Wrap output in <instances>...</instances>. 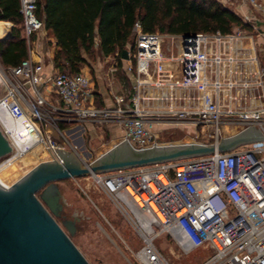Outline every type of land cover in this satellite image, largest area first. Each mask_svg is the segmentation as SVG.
Instances as JSON below:
<instances>
[{"label": "built area", "instance_id": "2783aa9c", "mask_svg": "<svg viewBox=\"0 0 264 264\" xmlns=\"http://www.w3.org/2000/svg\"><path fill=\"white\" fill-rule=\"evenodd\" d=\"M36 2L19 0L27 55L7 68L17 84L0 103L10 100V118L37 127L50 160L59 161L55 149L66 146L77 154L60 123L117 124L122 139L135 149L160 145L153 131L157 127H184L191 130L187 136L192 141L204 145L224 138L226 126L257 127L264 136V70L252 36L240 29L228 35L148 34L136 23L129 60L120 58L131 91L113 95L111 107L99 108L93 103L92 80L82 72H56L42 80L40 50L48 35ZM241 2L258 9V0ZM242 11L238 5L242 21L257 29V18ZM260 12L264 18V9ZM13 29L0 21V41L9 39ZM0 130L4 133L1 122ZM15 152L12 146L4 162ZM89 177L139 237V264H164L154 244L162 234L186 254L206 244L213 256L205 264H264V141L228 153Z\"/></svg>", "mask_w": 264, "mask_h": 264}, {"label": "water", "instance_id": "95a60500", "mask_svg": "<svg viewBox=\"0 0 264 264\" xmlns=\"http://www.w3.org/2000/svg\"><path fill=\"white\" fill-rule=\"evenodd\" d=\"M128 53L123 50L121 59L128 61ZM260 141L264 136L257 127L209 145L185 137L135 149L124 138L101 147L89 163L73 151L55 149L59 161L41 162L10 187L0 185V264H89L71 240L76 220L57 221L64 208L61 181L228 153ZM11 153L12 146L0 130V159Z\"/></svg>", "mask_w": 264, "mask_h": 264}, {"label": "trees", "instance_id": "16d2710c", "mask_svg": "<svg viewBox=\"0 0 264 264\" xmlns=\"http://www.w3.org/2000/svg\"><path fill=\"white\" fill-rule=\"evenodd\" d=\"M36 3L37 17L56 42L54 68L69 74L80 73L95 59L96 52L120 61L136 23L148 34L228 35L235 29L252 30L217 0H37ZM0 21L14 24L11 37L0 41L1 64L5 68L14 67L27 55L19 0H0ZM59 125L65 127L63 123Z\"/></svg>", "mask_w": 264, "mask_h": 264}, {"label": "rangeland", "instance_id": "374dc122", "mask_svg": "<svg viewBox=\"0 0 264 264\" xmlns=\"http://www.w3.org/2000/svg\"><path fill=\"white\" fill-rule=\"evenodd\" d=\"M217 1L222 6H228L232 11H236L241 18L243 17L238 12V5L239 7L242 6V9L249 11L250 14L257 18V24L260 23L264 26V18L262 12H260V9L264 8V0H258V9L248 5H241V0ZM227 1L234 5L232 6ZM239 9L241 10V8ZM252 24L255 25V23ZM241 31L249 36H256L258 32H263L259 29H252L251 32ZM130 45H132V38L126 50L129 51ZM257 50L261 65L264 67V49L261 46H257ZM97 65L100 66V72L104 76V90L111 93V96L116 94L127 95L131 91V77L124 72L123 62L114 56L104 58L96 52L95 59L90 60L89 63L90 76L92 75L90 78L93 83L94 92L97 90V87L93 73L97 71ZM0 73L5 83L0 89V99H2L3 96L8 94L7 92L11 93L8 89H11L12 85H16L17 82L10 76L7 68L1 62ZM112 77L114 83L111 82ZM6 103L7 105L0 103V122L8 139L10 141L18 140L22 134L21 124L25 122L29 123V121L27 119L14 120L10 118L7 113L8 106L11 105L10 100ZM93 103L96 107L102 106L99 96L94 95ZM82 125L84 124H79L78 126L82 127ZM64 126V128H61L59 125V129L66 131L71 147L78 148L76 152L85 163L94 160V157L97 156V151L101 147L110 145L107 144L109 141L108 134L102 129L99 130V138L95 137L92 139L88 133L85 134L83 136L85 149L81 150L82 148L79 149L77 142H75V139H71V135L69 134V130H72V127ZM15 128H19L17 130L19 132L17 138H15L17 132H13ZM159 128L161 127L154 128L153 131L158 134L160 144L180 142L185 137L191 139V136H187L191 130L184 129V127L169 126L163 129ZM46 130L54 138H59L55 132L47 128ZM233 131L231 130L229 133L224 132V136ZM39 138L42 150L38 153L37 158L32 157L31 160H27L28 163L25 166L17 168L9 167L7 170L1 172H8L5 181L2 180V183L5 185L4 187H10L39 163L50 161L49 154L43 150L44 140L40 132ZM58 144L61 145L62 141H58ZM65 150L71 151L69 146H66ZM4 160L5 158L0 159V165ZM58 186L62 194L66 219L76 220V231L71 236V240L89 264H139L135 257L136 252L141 248L139 237L127 220L113 206L110 199L93 184L89 176L64 180L59 182ZM57 221L59 224L61 223L60 219ZM154 244L161 254L164 264H205L213 256V251L206 244H202L186 254L168 234H162L155 240Z\"/></svg>", "mask_w": 264, "mask_h": 264}, {"label": "crops", "instance_id": "0c3cea01", "mask_svg": "<svg viewBox=\"0 0 264 264\" xmlns=\"http://www.w3.org/2000/svg\"><path fill=\"white\" fill-rule=\"evenodd\" d=\"M228 7V6H226ZM230 9V7H228ZM264 9V8H263ZM234 11V10H233ZM236 13V11H234ZM243 13L247 12V10L243 9L242 11ZM11 23V22H9ZM14 27V24L11 23ZM257 29L263 31V32H258V35L253 36V40L255 42V50H256V54H257V58L259 60V56H258V50H257V46H261L264 49V26L261 25L260 23L258 24ZM55 49H56V42L54 37L50 36L48 34V40L46 43L42 44V48L40 50V61L42 62V66H43V71H42V80L45 81L47 80L51 75L55 74L57 71L54 68L53 65V58H54V53H55ZM260 66L261 62L259 60ZM11 68V67H8ZM261 68L264 67L262 66ZM94 69V67H93ZM97 71H95L93 73V77L95 79V83H96V87L97 90L94 92L95 96H99L101 98V102H102V107L104 108H109L112 106V96L111 93H108L106 90H104V76L101 74L100 72V66L97 65L96 66ZM81 72L84 73L85 75L92 77V75L90 76V66L89 65H85L82 69ZM106 81V80H105ZM112 83H114V79L112 77ZM44 90L47 88V86H43ZM116 91V90H115ZM51 98V97H50ZM53 98V96H52ZM51 98V100H53ZM85 125V126H84ZM84 125H82V127L76 125L72 127V130H69V134L71 135V139H75V142H77V145L79 146V149L82 148L81 150L85 149V143L83 140V136L85 134H89L90 137L93 138H99V130H104L107 134H108V145L112 144L113 141L116 140H120L123 138V130L122 128L117 125V124H104L102 126L97 125V124H91V123H84ZM228 129V130H225ZM159 129H163L162 127ZM234 131L230 134H227L225 137H229L232 136L238 132H240L242 130V128L240 127H224L223 131L226 133H229L231 130ZM78 149V148H77Z\"/></svg>", "mask_w": 264, "mask_h": 264}, {"label": "bare ground", "instance_id": "6f19581e", "mask_svg": "<svg viewBox=\"0 0 264 264\" xmlns=\"http://www.w3.org/2000/svg\"><path fill=\"white\" fill-rule=\"evenodd\" d=\"M4 84L5 83L3 77L0 73V89L2 86H4ZM21 126H22V134L18 138V140L10 141L6 136L9 142L11 143V145L14 147L16 154L13 155L11 159H9L6 162H3L0 165V185L2 184L3 186L5 185L2 183V180L5 181V179L8 176V172L1 173L2 171L7 170L9 167L17 168V167L25 166L28 163L27 160H31L32 157L37 158L38 153L42 150L37 127L30 122L29 123L25 122L24 124H21ZM17 130H19V128H15L13 132H17ZM225 130L228 129L225 128ZM17 136H19V132L15 134V138H17Z\"/></svg>", "mask_w": 264, "mask_h": 264}, {"label": "flooded vegetation", "instance_id": "af4514ba", "mask_svg": "<svg viewBox=\"0 0 264 264\" xmlns=\"http://www.w3.org/2000/svg\"><path fill=\"white\" fill-rule=\"evenodd\" d=\"M58 219H60L61 221L66 220V217H65V215H64V208H63L62 212L60 213Z\"/></svg>", "mask_w": 264, "mask_h": 264}]
</instances>
